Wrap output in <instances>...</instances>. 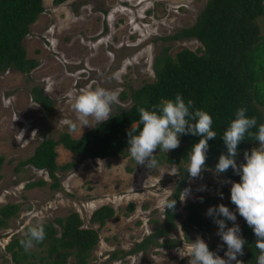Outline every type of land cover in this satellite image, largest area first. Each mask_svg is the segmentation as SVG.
<instances>
[{
	"label": "rangeland",
	"instance_id": "374dc122",
	"mask_svg": "<svg viewBox=\"0 0 264 264\" xmlns=\"http://www.w3.org/2000/svg\"><path fill=\"white\" fill-rule=\"evenodd\" d=\"M204 2L64 0L54 4L52 0H42V11L29 23L22 39L25 56L38 61L28 72L29 80L12 66L0 70V154L3 156L0 203L19 204L17 214L0 229V264L1 254L8 256L3 245L12 233H21L23 225L33 224L39 218L51 219L65 215L69 210L78 212L84 226L97 229L98 239L85 264H188V258H180L175 251L183 244L197 235L205 241L222 242L216 235L217 225L213 220L208 231L203 233L194 228H181V217H177L175 227L166 235L179 237V244L170 248L149 245L144 250L122 255L117 251V256L111 257V251L131 248L162 220L158 201L166 192H171L175 176L165 172L160 178V174L170 165L159 163V169L149 170L136 165L127 149L116 156L98 158L73 154L57 144L56 162L72 160L75 164L57 170L58 184L51 187L53 179L44 169L19 163L43 137L56 138L60 131L75 137L88 128L83 127L81 132L70 108V93L88 87L115 90L118 103L112 105V112L118 111L131 102L129 96L119 97L121 90L128 93L129 86L137 87L153 78L152 58L161 44H169L170 53L181 47L199 51L201 43L194 37L171 40L159 37L191 24ZM255 21L259 33L264 35V13ZM31 84H38L51 98L50 113H44L43 107L30 97L28 88ZM260 108L264 112V107ZM65 121L76 122V130L71 131ZM20 130H24V141L21 142L16 139ZM212 170L207 168L204 175L196 179L188 176L181 191L190 188V195L185 201L178 198L174 210L183 214L184 203L208 196L211 200L200 207L204 215L209 206L223 203L235 213L239 225L243 218L230 200L231 180L223 174L217 176ZM37 178H42L44 183L25 186L27 181ZM130 201L133 207L128 210L125 205ZM104 203L112 206L113 215L98 226L89 221V214ZM225 223L232 225L228 220ZM226 247L224 245L221 257H224Z\"/></svg>",
	"mask_w": 264,
	"mask_h": 264
},
{
	"label": "trees",
	"instance_id": "16d2710c",
	"mask_svg": "<svg viewBox=\"0 0 264 264\" xmlns=\"http://www.w3.org/2000/svg\"><path fill=\"white\" fill-rule=\"evenodd\" d=\"M64 0H52L56 4ZM43 9L42 0H0V70L8 66L21 71L25 80H29V70L37 65L33 57L25 56L22 44L28 25ZM264 13L263 0H205L197 12L194 21L176 29L173 33L160 36L161 40L194 37L201 43L199 51L181 47L174 53L169 52V44H161L152 58L153 78L143 81L137 87L121 90L119 97H130V104L112 112V117L93 127H88L79 136H71L67 131H60L56 138L43 137L34 146L32 152L20 164H30L42 168L53 179L51 187H55L57 170L72 167L75 161L67 160L57 163L55 145L60 144L73 154L106 158L116 156L128 147L127 130L139 119L137 109L141 106L151 110L162 99H175L179 93L185 103L191 99L194 108L207 111L213 118V130L217 132L214 140H209L206 167L214 169L221 153L227 154L226 146L220 135L234 119L235 111L244 107L246 115L255 116L258 124L264 123V35L259 33L255 18ZM30 97L38 102L44 113L51 112V98L41 91L38 84L28 88ZM69 126V124H68ZM70 127V126H69ZM180 146L167 153H154L159 163L177 164L181 176L173 179L171 192L175 193L176 204L179 194L188 178L183 165L186 154L200 136L192 134L180 135ZM258 146V142L247 137L238 145L237 163H242L243 153ZM3 156L0 154V165ZM17 169V167H14ZM229 180L239 182V175L231 169L222 173ZM202 175L204 173L202 172ZM42 178L32 179L25 183L26 187L42 185ZM202 198V200H201ZM198 201L189 200L182 205L184 213L172 211L162 213V220L153 226V230L144 235L127 250L111 251L116 257L126 252L144 250L149 245L170 248L180 243L179 237L167 236V232L175 227V218L181 217L179 226L185 229L208 231L212 218L205 216L201 205L210 201L211 197H201ZM130 201L125 208L131 210ZM19 204L6 201L0 203V229L8 224L9 218L17 214ZM113 215L109 204H101L89 214V221L98 226ZM155 221V220H153ZM45 239L36 243L28 251L20 245L23 232L30 223L22 226L21 233H12L3 245L6 257L2 256V264H85L91 250L98 239L97 229L84 226L81 217L75 210L65 215L54 216L43 220ZM36 223V222H35ZM33 223V224H35ZM240 235L246 241L244 254L237 258L243 264H256L258 250L255 248L256 237L244 219L240 224ZM160 238V240L158 239ZM210 250L218 255L224 250L222 242L205 241ZM220 245L221 247H217ZM232 264H235L233 261Z\"/></svg>",
	"mask_w": 264,
	"mask_h": 264
},
{
	"label": "clouds",
	"instance_id": "9594fccd",
	"mask_svg": "<svg viewBox=\"0 0 264 264\" xmlns=\"http://www.w3.org/2000/svg\"><path fill=\"white\" fill-rule=\"evenodd\" d=\"M70 108L75 115L81 129L93 127L106 122L112 117V105L118 103V92L104 87H88L77 93H70ZM38 106V104L36 105ZM193 101L185 103L181 94L175 99H162L151 110L141 106L137 109L139 119L132 123L127 130V152L136 165H142L149 170L159 169V162L155 158L156 150L167 153L180 146V135L192 134L200 136L186 154L184 170L190 178L196 179L207 170L206 159L209 149V140H214L218 135L213 130V118L205 110L194 108ZM247 109L240 107L235 111V118L220 135L227 149V154L221 153L218 162L212 170L219 176L231 169L239 175V182L231 181L230 200L235 205L236 212L246 221L256 237L254 244L258 250L256 264H264V123H259L255 116L246 115ZM17 119V117L15 118ZM70 130L75 131L77 123L65 121ZM34 132V131H33ZM24 130L16 136L17 141H24ZM258 142L250 152L243 153L242 163H237L238 145L245 139ZM170 176L180 177V168L177 164H170L167 170L161 171ZM159 183V181H158ZM203 190V189H201ZM191 189L185 188L179 196L185 201ZM175 193L166 192L158 201V209L162 213L172 212L176 206ZM222 198V193H221ZM202 200V198H201ZM217 225L216 235L226 245L224 257L210 250L208 244L199 235L190 240L186 245L175 251L180 258H188V264H243L237 257L244 254L246 241L240 235V227L236 223V215L223 203L209 206L205 213ZM223 217V218H221ZM225 220L231 221L228 226ZM23 232L20 245L28 252L36 243L45 239L43 218L35 224H29ZM221 247L220 245L217 246Z\"/></svg>",
	"mask_w": 264,
	"mask_h": 264
}]
</instances>
